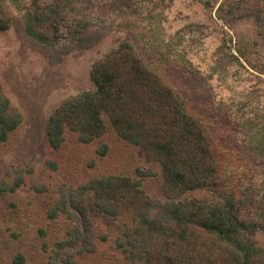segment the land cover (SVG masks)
Wrapping results in <instances>:
<instances>
[{
	"label": "trees",
	"instance_id": "1",
	"mask_svg": "<svg viewBox=\"0 0 264 264\" xmlns=\"http://www.w3.org/2000/svg\"><path fill=\"white\" fill-rule=\"evenodd\" d=\"M192 1L211 15L215 13L224 28L251 24L253 46L264 48V0ZM151 2L0 0V35L13 30L50 65H61L111 35L114 19L121 20L122 27L136 30L129 20ZM93 15L99 17L97 24L90 19ZM227 42L235 45L231 37ZM238 45L235 54L223 44L219 63L245 68L244 61L255 67L248 59V47ZM91 80L95 90L65 99L48 117L49 148L61 151L68 134L75 135L82 145H91L112 129L118 138L140 148L149 163L161 166L163 198L145 190L144 182L156 173L143 169H137L135 176L101 174L80 187L58 186L47 217L65 219L69 229L65 239L54 241L51 264H77L71 260L74 255L71 261L62 260L66 249L79 247L81 256L96 253L97 217L116 227L114 236L100 241L113 248L119 264H264V246L257 239L260 233L264 236V225L240 217L247 202L241 192L226 191L219 180V148L210 127L191 111L188 100L167 82L162 71L151 66L137 46L125 41L94 65ZM23 121L22 112L0 84V147L10 141ZM249 123L252 121L244 127L249 129ZM107 151L104 146L98 155L104 157ZM45 167L59 169L56 161H47ZM35 169V164H22L5 170L0 176V200L9 201L21 213L11 198L19 195ZM35 189L39 195L49 192L44 184ZM196 191L204 194L187 197ZM23 213H16L14 222ZM4 246L8 245L0 239V252ZM13 262L26 264L25 255L16 253Z\"/></svg>",
	"mask_w": 264,
	"mask_h": 264
},
{
	"label": "rangeland",
	"instance_id": "2",
	"mask_svg": "<svg viewBox=\"0 0 264 264\" xmlns=\"http://www.w3.org/2000/svg\"><path fill=\"white\" fill-rule=\"evenodd\" d=\"M90 19L97 24L99 17ZM114 20L115 30L98 46L54 66L13 30L0 35V84L24 116L19 130L0 147V176L11 166H36L19 195L11 198L24 212L16 222V213L22 212L14 210L9 201L0 200V239L8 245L0 252L2 264H15L16 253L25 255L26 264L53 263L54 241L65 239L69 229L65 219L47 217L58 186L80 187L101 174L135 176L137 169H143L156 173L144 182L145 190L163 198L161 166L149 163L140 148L118 138L112 129L91 145H82L75 135L68 134L58 152L52 151L47 142L48 117L65 99L95 90L91 80L94 65L125 41L137 46L146 61L162 71L167 82L188 100L191 111L210 127L219 148L220 182L226 191L241 192L246 199L242 219L264 225V147H260L264 145V72L260 71H264V48L253 46V26L224 28L215 13L211 15L192 0H152L129 20L136 30ZM229 37L235 45L227 42ZM223 44L235 54L238 44H245L255 67L244 61L245 68L222 66L218 52ZM249 121L252 123L247 129L244 124ZM104 146L108 151L101 157L98 152ZM47 161H56L59 169H47ZM40 184L49 192L37 194L35 188ZM203 194L196 191L187 197ZM94 223L96 253L81 256L79 247L66 249L64 262L74 255L71 260L77 264H119L113 248L100 241L104 236H114L115 225L102 217ZM257 239L264 246L262 233Z\"/></svg>",
	"mask_w": 264,
	"mask_h": 264
}]
</instances>
